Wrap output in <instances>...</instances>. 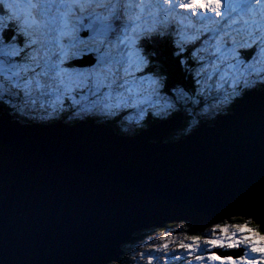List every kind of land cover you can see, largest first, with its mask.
Listing matches in <instances>:
<instances>
[{
    "label": "water",
    "instance_id": "obj_1",
    "mask_svg": "<svg viewBox=\"0 0 264 264\" xmlns=\"http://www.w3.org/2000/svg\"><path fill=\"white\" fill-rule=\"evenodd\" d=\"M171 120L130 137L0 115V264H108L137 231L173 221L197 232L251 218L260 230L246 213L262 211L264 94L177 142L164 141Z\"/></svg>",
    "mask_w": 264,
    "mask_h": 264
},
{
    "label": "snow or ice",
    "instance_id": "obj_2",
    "mask_svg": "<svg viewBox=\"0 0 264 264\" xmlns=\"http://www.w3.org/2000/svg\"><path fill=\"white\" fill-rule=\"evenodd\" d=\"M256 89L264 94V0H0V104L32 119L59 115L66 100L81 118L126 108L143 118L144 105L151 115L179 116L213 91L216 108ZM88 94L95 99L81 105L76 97ZM260 208L246 213L260 221L259 233L217 224L223 237L201 247L193 235L181 247L212 264H264V189Z\"/></svg>",
    "mask_w": 264,
    "mask_h": 264
},
{
    "label": "rangeland",
    "instance_id": "obj_3",
    "mask_svg": "<svg viewBox=\"0 0 264 264\" xmlns=\"http://www.w3.org/2000/svg\"><path fill=\"white\" fill-rule=\"evenodd\" d=\"M99 13H102L101 11H99ZM182 78V76H181ZM214 92V91H213ZM211 95H209L207 97V99L205 100V103H203L202 105V111H204V108L207 106L208 107V111L206 112V114L208 115H213V114H210L209 112H212L214 109L218 108H213L212 105L215 103L214 99H212L211 101L210 98L216 96V93L214 92ZM78 100H81V105H84V104H87V103H90L91 100L95 99L94 96H92L91 94H88V98L86 100H83L81 99V97L78 95L76 97ZM5 99H9V97L5 96ZM13 99V102L14 103H17V104H21L23 102V100H16L15 98H12ZM51 99H54V97H52ZM71 103V102H70ZM68 103V105L70 104ZM222 105V104H221ZM1 106V104H0ZM5 106V108H7L12 114H8L10 117H11V120H15L16 118L17 119H20L19 116L23 117V116H26L28 118H30V121L31 122H40V121H45L49 118H46V119H40V118H35V119H32L31 116L29 114L27 115H22L20 112H18L17 110L15 109H12L11 107L7 106V105H3ZM79 106H75V107H72V108H69L70 111H67V113H65V118H63L64 121H67L68 123H71L74 122V121H77V120H80V119H85V118H88V117H94V116H97L92 122L94 123V121H97L98 119V116H102L101 114H89V115H86L84 116L83 115V118L81 117H77L74 115L75 111L78 109ZM145 109H146V112L148 113L149 111L147 110V105H144L143 106ZM28 110V109H27ZM51 109L49 108V111ZM129 110V115L127 117H124L122 119V123L125 124V127L128 131H130V128H135L136 125L139 126L138 129L141 128V126L144 124V122H146V118H147V115H145L143 118L140 117V112H139V109L137 108H128ZM26 111V109H25ZM28 112V111H26ZM60 114L57 115V116H54V118H50V119H56V118H60ZM44 116H46V113H43ZM162 117V116H160ZM104 120H107L111 123H113V125H118V123H120L121 125V120H119L117 117L114 118L112 120L111 116H104L103 117ZM116 119V120H115ZM55 122H58V121H55ZM51 123H54L52 121H47V124H51ZM62 123V122H61ZM139 123V124H137ZM46 124V125H47ZM115 132V131H114ZM225 223V224H224ZM224 223H218L220 224L222 227H228L229 229V234L232 232V231H235V228L237 225H242L241 223H232V224H227L228 221H224ZM179 225H177L175 227V230H178L180 229L181 232H177V233H173L172 235L169 234L168 231H163L164 229L162 228H155L156 231H147L149 229H145V230H142V231H145V233L141 234L140 232L136 233L137 236L136 238L134 239V241L131 243L129 242L131 245H130V249L128 251L125 250V253H123V255H125L126 257L129 258L128 260V263L130 264H154L153 260L156 261V263H160V262H164V263H167L170 259L169 258H172L173 256L171 257H168L169 255V252L171 251H174V250H178L179 251V256H183V257H186L188 258V262H184L185 264H191V262H195V261H198L196 259V257L199 255L197 254L196 252H198V250H193L195 253L192 252L191 255H187V250L183 249L181 247V241L178 240L176 242H174V240L179 233H180V236L183 238V241L184 243H192L191 241V236H189V233L186 231V227L184 224H186L185 222H182V223H177ZM181 224V225H180ZM216 225L217 224H212L211 226H209L208 228H206L205 232H203V235H199L200 237H202V240L199 242L200 244H202L203 240L204 239H214L216 238L217 236H221L223 237L224 236V232L217 229L216 228ZM243 226V225H242ZM251 233H254L256 234L255 232V229H253V232ZM248 235H253V234H250V233H247ZM155 236H158V240H156ZM179 237V236H178ZM257 238H259L257 236ZM167 244L168 247L167 248H164V245ZM204 246V245H202ZM210 247V246H209ZM214 250V249H213ZM151 254L153 256V259L150 261L149 260V256L147 254ZM195 254V255H194ZM134 259L138 260V262H141V263H138V262H134ZM113 262V261H112ZM199 264H212L211 261H207V262H202V263H199Z\"/></svg>",
    "mask_w": 264,
    "mask_h": 264
},
{
    "label": "trees",
    "instance_id": "obj_4",
    "mask_svg": "<svg viewBox=\"0 0 264 264\" xmlns=\"http://www.w3.org/2000/svg\"><path fill=\"white\" fill-rule=\"evenodd\" d=\"M171 62V61H170ZM169 62V63H170ZM171 64L172 65H169V67L170 66H173V67H176L177 65H176V63H174V62H171ZM180 74V69H177V71H176V75H179ZM176 75H174V76H172V81H175L176 79H180V78H176L175 76ZM186 80V79H185ZM171 81V83H173ZM185 83H187V80L185 81ZM192 104L191 103H189L187 106H185L187 109H188V111L192 108ZM233 106V105H232ZM231 106V107H232ZM4 111L5 112H9L8 111V109H5L4 108ZM67 111H70V109L69 108H67L65 111H63V112H61V113H67ZM124 112H125V109H121V110H119L118 112H117V114H116V117L119 119V120H122L125 116H124ZM152 113V112H151ZM151 113L149 112V116H148V122L149 121H158V120H161V119H163V118H165L163 115H161L162 117H160V116H155V115H151ZM175 113H173L172 115H174ZM62 116V115H61ZM63 117H65V115L63 116ZM63 117H61V118H63ZM161 118V119H160ZM116 120V119H115ZM191 124V123H190ZM188 125H189V123H188ZM192 125V124H191ZM119 127H121V126H119ZM181 129V128H180ZM139 130V129H138ZM137 129H136V131H138ZM181 133H183V130H181V131H178V132H176V133H172V134H170L169 136H168V138H167V140H175L176 138H179L180 137V135L179 134H181ZM179 135V136H178ZM236 222H238V223H241L243 226H244V230H245V234H247V233H250V234H253L254 235V233H251V232H248L247 231V229L248 228H252L251 226H253V225H250V224H245V222L244 221H242V219H239V218H234V219H232V220H230V221H228V223L227 224H232V223H236ZM225 224V223H224ZM253 229V228H252ZM189 230H190V227H189ZM256 230H257V232H256ZM256 230H255V232L256 233H259V230L256 228ZM145 232V231H144ZM125 247V246H124ZM110 264H124L123 262H118V261H115L114 263H110Z\"/></svg>",
    "mask_w": 264,
    "mask_h": 264
},
{
    "label": "bare ground",
    "instance_id": "obj_5",
    "mask_svg": "<svg viewBox=\"0 0 264 264\" xmlns=\"http://www.w3.org/2000/svg\"><path fill=\"white\" fill-rule=\"evenodd\" d=\"M98 12H99V10H98ZM9 111V110H8ZM26 111H28L27 109H26ZM8 115V114H12L10 111L9 112H5L4 111V108H1V112H0V115ZM9 116V115H8ZM9 119L11 120V117L9 116ZM12 121H15V120H12ZM15 122H17L18 124H19V121H15ZM29 124H37L36 123V121L35 122H32V123H29ZM28 124V125H29ZM20 125V124H19ZM65 125V124H64ZM138 130V129H137ZM225 221H228V219H225ZM177 233V232H176Z\"/></svg>",
    "mask_w": 264,
    "mask_h": 264
}]
</instances>
